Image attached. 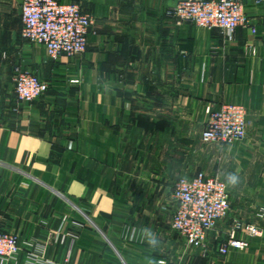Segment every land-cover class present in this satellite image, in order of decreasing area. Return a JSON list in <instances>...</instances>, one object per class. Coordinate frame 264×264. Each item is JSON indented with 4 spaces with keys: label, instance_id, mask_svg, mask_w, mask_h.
Wrapping results in <instances>:
<instances>
[{
    "label": "crops",
    "instance_id": "crops-1",
    "mask_svg": "<svg viewBox=\"0 0 264 264\" xmlns=\"http://www.w3.org/2000/svg\"><path fill=\"white\" fill-rule=\"evenodd\" d=\"M59 1L93 18L81 57L49 59L22 37L23 0H0V231L22 243L0 264H264V236L227 256L216 243L235 220L264 229V7L245 0L256 33L229 42L168 15L176 0ZM17 68L48 92L20 103ZM225 103L246 108L247 138L201 153ZM204 171L231 204L208 253L171 225L172 187Z\"/></svg>",
    "mask_w": 264,
    "mask_h": 264
},
{
    "label": "built area",
    "instance_id": "built-area-1",
    "mask_svg": "<svg viewBox=\"0 0 264 264\" xmlns=\"http://www.w3.org/2000/svg\"><path fill=\"white\" fill-rule=\"evenodd\" d=\"M264 7V0H253ZM245 0H176L168 15L179 23H193L204 29H218L225 39L233 42L237 31L256 28L244 10ZM22 37L44 48L51 60L61 57H81L88 52L93 33V18L80 3L59 0H23ZM78 83V81H73ZM49 85L37 75L16 69L14 93L20 103L31 104L44 96ZM208 122L201 133L204 144L234 145L246 140L249 122L244 106L223 104L218 110L208 109ZM171 225L186 243L195 249L210 251L208 239L218 223L231 209L228 185L219 177L198 172L181 177L172 193ZM264 236L259 226L235 220L218 252L227 256L246 251L251 241ZM22 243L17 234L0 231V261L15 259L21 254Z\"/></svg>",
    "mask_w": 264,
    "mask_h": 264
},
{
    "label": "rangeland",
    "instance_id": "rangeland-1",
    "mask_svg": "<svg viewBox=\"0 0 264 264\" xmlns=\"http://www.w3.org/2000/svg\"><path fill=\"white\" fill-rule=\"evenodd\" d=\"M71 2H77V1H71ZM78 3V2H77ZM81 5V4H80ZM24 104H26V103H24ZM32 104V103H31ZM218 146H220V147H223V146H225V145H220V144H204V143H200V150H201V153L202 152H206V149H209V148H213V147H218ZM204 173H205V171H204ZM207 174V173H206ZM212 177H219V178H221L222 179V177L220 176V175H212ZM176 184V183H175ZM175 186V185H174ZM174 186L172 187V191H171V193H173V189H174ZM226 219V218H225ZM224 220V219H223ZM222 220V221H223ZM243 222H245V221H243ZM246 223V222H245ZM218 226V225H217ZM232 227V226H231ZM230 227V228H231ZM216 229H217V227H216ZM215 229V230H216ZM214 230V231H215ZM230 230V229H229ZM229 230L227 231V233L229 232ZM227 235V234H226ZM217 236V235H216ZM226 238V236H224L223 238H218V239H216V243H222L223 241H224V239ZM252 242V241H251ZM251 245V244H250ZM230 255V254H229Z\"/></svg>",
    "mask_w": 264,
    "mask_h": 264
},
{
    "label": "clouds",
    "instance_id": "clouds-1",
    "mask_svg": "<svg viewBox=\"0 0 264 264\" xmlns=\"http://www.w3.org/2000/svg\"><path fill=\"white\" fill-rule=\"evenodd\" d=\"M229 181H230V183L235 184V183L238 182V177L235 176V175H230V177H229ZM153 242H154V241H153Z\"/></svg>",
    "mask_w": 264,
    "mask_h": 264
}]
</instances>
